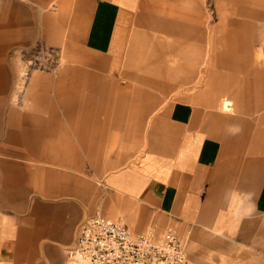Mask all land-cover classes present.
<instances>
[{"label": "crops", "instance_id": "crops-1", "mask_svg": "<svg viewBox=\"0 0 264 264\" xmlns=\"http://www.w3.org/2000/svg\"><path fill=\"white\" fill-rule=\"evenodd\" d=\"M32 1L35 40L40 38L43 23L49 44L70 48L67 60L74 58L87 63L89 59L83 53L72 52L74 39L87 55L106 59L110 64L113 61L115 67L102 64L64 69L53 92L61 87L72 93L75 85L81 84L85 87L79 90L93 89L94 98L83 102V112L72 109V104L60 107L50 103L51 108H39L42 154L0 159V262L79 264L69 258L68 251L78 241L84 220L99 215L110 220L123 218L137 233L163 237L166 231L174 230L188 238L189 245L196 246L203 244L199 237L206 230L220 228V213L242 207L241 199H232L234 196L246 195L257 211L264 210V145L263 150H256L254 144L264 140V115L256 122L242 123L247 131L237 136L210 108L178 100L167 107L165 125L151 128L149 152L142 158L132 151L121 164L100 167L103 162L110 165L119 158L118 151H112L114 141L110 136L102 138L98 151H91L95 142L90 143L86 137L82 141L86 151L79 152L72 139L64 147L63 134L78 137L77 124L83 123L76 118L81 114L86 120L87 134L100 131V127L93 125L101 117L121 115L123 94H117L115 86L116 95L102 99L106 88L101 82L114 79L110 83H116L114 77L121 72L119 62L124 57L127 34L135 23V10L142 8V0ZM240 1L235 2L236 14L232 17L249 18L242 24L247 27L246 37L238 39V55L242 59L232 57L238 63L233 65V71L226 66V71L217 70L209 76L223 96L238 98L243 92L248 93L252 104L247 110L254 114L264 110V101L258 100L264 96V47L255 52L257 37L252 39L250 34L254 29L256 34L260 32L255 24L264 14L249 6L251 1L244 0L245 6ZM53 5L60 8L54 22L51 11H47ZM231 31L225 29L224 33L231 36ZM235 36L231 37L234 42ZM242 71L249 72L245 78L249 82L247 88L239 85L242 76H235ZM225 100L234 106L232 99ZM50 109L49 115L46 111ZM69 124L72 128L64 127ZM260 129L262 135L258 134ZM259 226L260 222L254 219L251 232L247 230L236 237L229 235L225 242L206 237L205 245L226 243L231 248L224 255L215 251L205 253L206 258L212 255L216 260L227 256L233 260L231 264H264V227L260 230ZM234 243L241 244L243 249L238 246H235L237 250L232 249ZM192 257L193 264L202 259L198 254Z\"/></svg>", "mask_w": 264, "mask_h": 264}, {"label": "rangeland", "instance_id": "rangeland-1", "mask_svg": "<svg viewBox=\"0 0 264 264\" xmlns=\"http://www.w3.org/2000/svg\"><path fill=\"white\" fill-rule=\"evenodd\" d=\"M236 1L143 0V8L135 10V23L130 26V32L128 31L127 34L124 57L121 58L120 63L121 72L114 77L117 84L110 83L114 79L101 82L102 87L106 88V91H102V99L113 98L116 95L115 86L118 90L117 94H123L122 98L125 102L119 109L121 115L114 113L109 118L101 117L100 122L93 125L97 126V129L100 127V131L87 134V132L80 133L86 121L81 114L76 118L83 123L82 126L77 124L75 133L78 137L74 134H63L64 147L69 144L68 140L72 139L78 146L79 152L86 151L82 144L86 137L90 143L93 142L92 140L95 142L91 144V151H98V143L100 144L102 138L110 136L114 141L112 151H118L119 158L110 165L103 162L100 167L119 165L125 159V155H129L132 151H137V155L142 158L149 152L151 128L165 125L164 116L167 107L178 100H188L198 107L210 108L221 123L231 126L229 127L231 132H235L237 136L245 134L247 127L242 123L256 122V119L264 115V110L254 114L248 111V106L252 102L246 92L238 95V98L221 95L209 76L217 70L226 71L227 67L233 71V65L238 64L237 60H234L240 52L238 39L246 37L247 27L242 24L247 23L249 18L240 15L232 17L236 14L233 11ZM247 1L252 3L249 6L252 5V8L264 14V0ZM243 2L244 0L240 1L241 6L247 4ZM179 8L183 9V13L177 12ZM58 9L60 8L56 5L47 8V11H51L53 22L56 21L55 15ZM190 13H193L195 19L190 20L192 22L188 20L184 22L195 28L196 33L193 37L181 38L178 30L166 29L165 23H173L177 19H183L182 17L189 18ZM172 16H176V19ZM45 17L47 16H44V19ZM255 25L259 26L260 32L256 34L254 29L250 36L252 39L257 37L254 51L259 53L264 47V18L258 19ZM45 27L43 23L40 24V38L35 40L32 0H0V159L4 156L42 154L39 108L44 106L51 108L50 103L60 107L72 104V109L83 112V102L91 97L94 98L93 89L79 90L85 87L81 84H76L72 93L63 91L61 87L53 92L64 69L102 64L114 65L113 61L110 64L106 59H95L87 55L82 45L74 39L72 52L83 53L89 59L87 63L76 61L74 58L67 60L70 48L49 44ZM225 29L226 32L227 29L232 30V35H236V42L232 41V35L224 33ZM235 43L237 46L234 45ZM243 56L245 57L244 54ZM238 59L242 58L239 56ZM115 65L119 66L117 63ZM248 74L249 72L242 71L239 75H235L236 78L242 76L239 85L242 84L247 88L249 82L245 78ZM105 93L108 96H105ZM260 97L258 100L263 103L264 96ZM225 98L235 102L234 111L225 110L223 107ZM240 106L242 111L238 109ZM51 111V109L47 110L46 113L50 115ZM14 113L17 114L16 119H12ZM72 126L69 124L64 127L72 128ZM259 143V140L255 141V147ZM99 165L97 164V167ZM98 182L101 183L100 179ZM234 198L239 201L241 199L242 207L220 213L221 220L218 223L220 228L206 230V234L199 237L203 244L189 245L190 240L184 238L189 264H193L192 256L197 254L202 259L196 264H231L233 260L227 259V256L215 260L211 255L207 259L205 253L213 254L215 251L224 255L231 248L229 249L226 243L205 245V238L217 237L225 242L229 235L236 237L247 233V230L251 232L254 219L260 222V230L264 227V210L257 211L252 202L247 200L246 195L241 198L234 196L232 199ZM258 200H261L260 196ZM231 246L234 250H237L235 246L242 248L238 243Z\"/></svg>", "mask_w": 264, "mask_h": 264}, {"label": "built area", "instance_id": "built-area-1", "mask_svg": "<svg viewBox=\"0 0 264 264\" xmlns=\"http://www.w3.org/2000/svg\"><path fill=\"white\" fill-rule=\"evenodd\" d=\"M68 254L82 264H189L184 238L176 231L168 230L163 237L137 233L123 218L103 215L84 220Z\"/></svg>", "mask_w": 264, "mask_h": 264}, {"label": "bare ground", "instance_id": "bare-ground-1", "mask_svg": "<svg viewBox=\"0 0 264 264\" xmlns=\"http://www.w3.org/2000/svg\"><path fill=\"white\" fill-rule=\"evenodd\" d=\"M143 1V0H142ZM166 1H168V0H166ZM170 4V3H169ZM173 4V3H172ZM176 4V3H175ZM178 5V4H177ZM143 6V5H142ZM161 6V5H160ZM169 6V5H168ZM171 6H173V5H171ZM149 7H151V6H149ZM143 8V7H142ZM181 8V7H180ZM178 9L177 10V12L178 13H183V9ZM193 8V7H192ZM237 8V7H236ZM236 8L234 9V10H236ZM160 9H163V8H160ZM167 9H168V7H167ZM126 11V10H125ZM160 11V10H159ZM167 11V10H166ZM170 12V11H169ZM172 12V11H171ZM173 13V12H172ZM117 14V13H116ZM126 14H127V12H126ZM148 14V13H147ZM183 15V14H182ZM129 16H131V15H129ZM164 16V15H163ZM185 16V15H184ZM128 17V16H127ZM172 17H174V16H172ZM176 17V16H175ZM174 17V18H175ZM178 17H180V16H178ZM182 17V16H181ZM186 17V16H185ZM188 17L189 18H184V17H182L183 19H177L176 21H174L173 23H168L167 22V24L165 23V27H166V29H170V31H176V30H178V35H179V37H181V38H190L192 35H195V33H196V30H195V28H193V26H189V25H187L184 21H190V20H194L195 19V16H193V13H190V15H188ZM123 19V17L120 19V21L119 22H121V20ZM176 19V18H175ZM101 20V19H100ZM130 20V19H129ZM124 21H125V19H124ZM141 21V20H140ZM139 21V22H140ZM144 21V20H143ZM192 21H190V22H192ZM118 22V21H117ZM127 22V21H126ZM122 23V22H121ZM139 25V24H138ZM127 26V25H126ZM121 27V26H120ZM128 27V26H127ZM89 29V28H88ZM114 29V28H113ZM119 29V28H118ZM122 29V28H121ZM131 29V28H130ZM72 30V29H71ZM117 30V29H116ZM134 30V29H133ZM94 31H96L97 32V30L95 29ZM120 31V30H119ZM124 32V31H123ZM130 32V31H129ZM148 32V31H147ZM98 33V32H97ZM121 33V32H120ZM125 33V32H124ZM90 35V34H89ZM92 35H93V33H92ZM116 35V34H115ZM162 35V34H161ZM152 36V35H151ZM90 37V36H89ZM114 37V36H113ZM123 37H125L124 36V34H123ZM148 37V36H147ZM193 37V36H192ZM112 42H113V40H112ZM115 44V43H114ZM116 46V45H115ZM119 47V46H118ZM114 48V47H113ZM112 48V49H113ZM117 49V48H116ZM116 49H114V51L116 50ZM119 50V49H118ZM121 50V49H120ZM124 52V51H123ZM118 53H119V51H118ZM122 55V54H121ZM119 56V55H118ZM117 56V57H118ZM122 58H123V56H122ZM173 58V57H172ZM176 59V58H175ZM178 59V58H177ZM120 60V59H119ZM122 61V60H121ZM221 61V60H220ZM116 62H117V59H116ZM192 62H194V61H192ZM119 63H121V62H119ZM118 63V64H119ZM124 63V62H123ZM193 65V64H192ZM191 65V66H192ZM114 66V65H113ZM112 66V67H113ZM164 66V65H163ZM191 66H190V68H191ZM115 67V66H114ZM114 69V68H113ZM116 69V68H115ZM120 69V68H119ZM119 71V70H118ZM125 74H127V71H125ZM223 107L225 108V110H227V112L228 111H234V106H233V104H232V102L231 101H229V100H225L224 101V105H223ZM17 118V114L16 113H14L13 115H12V119H16ZM86 131V128L85 127H82V129L80 130V133H82V132H85ZM258 134H260V135H262V130L260 129V130H258ZM26 135H28V133H26ZM259 145H257V147L256 148H258V149H262L263 150V145H264V140H259ZM261 196V195H260ZM263 206V205H262Z\"/></svg>", "mask_w": 264, "mask_h": 264}]
</instances>
